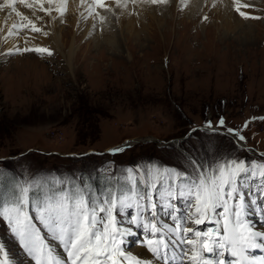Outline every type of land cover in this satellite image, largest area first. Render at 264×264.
Instances as JSON below:
<instances>
[{
  "label": "rangeland",
  "instance_id": "1",
  "mask_svg": "<svg viewBox=\"0 0 264 264\" xmlns=\"http://www.w3.org/2000/svg\"><path fill=\"white\" fill-rule=\"evenodd\" d=\"M85 1L78 12L65 11V20L57 24L64 30L61 47L46 41L44 46L26 48L29 51L6 50L7 42L1 43L0 213L15 207L21 189L27 187L25 211L34 216L33 193L43 198L62 186L75 183L79 188L83 178L94 193L109 186L116 194L124 192L133 205L126 211L135 219L142 209L135 207L136 192L129 191L136 187L128 180L129 170L135 175L153 166L158 171L147 178L154 183L151 202L179 207L177 200L160 195L169 185L175 191L180 183L161 166L180 169L186 166L189 153L204 162L233 158L255 164L258 182L264 172V0H239L225 9L216 8L210 0L195 6L190 0H148L141 19L133 24L120 21L118 12L107 6L112 0L102 3L100 14L92 10L90 0ZM27 2L15 6L22 4L24 10ZM28 3L29 16L43 14L35 10L34 0ZM24 23L19 36L31 39ZM39 48L52 55L34 51ZM22 56L30 62L15 61ZM32 60L44 68L27 72ZM192 129L197 130L190 134ZM241 136L243 140L237 138ZM183 137L178 147L171 143ZM127 141L133 146L108 153ZM231 171L226 170L225 177ZM256 210L249 217L251 223L260 217L259 207ZM150 211L139 216L141 223L172 221L163 212L162 218L150 215V219ZM113 216L121 218L115 210ZM33 223L42 236L47 235L39 221ZM189 223L201 231L212 226ZM116 227L109 225V232ZM140 233L142 241L149 236ZM197 239L202 242L204 236ZM0 243L5 245L8 264H35L2 214ZM139 246L136 242L126 245L138 258L148 259L138 252ZM61 250L58 242L52 244V252ZM46 260L47 249L43 264Z\"/></svg>",
  "mask_w": 264,
  "mask_h": 264
},
{
  "label": "snow or ice",
  "instance_id": "2",
  "mask_svg": "<svg viewBox=\"0 0 264 264\" xmlns=\"http://www.w3.org/2000/svg\"><path fill=\"white\" fill-rule=\"evenodd\" d=\"M97 2L99 3V0ZM156 2L157 0H152V3ZM0 8H13V3L0 5ZM16 15L19 16L20 13ZM34 51L52 55L45 48ZM220 126H223L222 120ZM208 127L212 129L210 122ZM232 135L235 136V133ZM237 138L244 139L242 136ZM185 163L186 166H181L180 169L161 166L168 177L177 179L180 183L175 191L169 185L165 193L160 195L162 198L166 196L168 201L177 200L179 207L173 203H164L161 206L151 202L154 183L149 184L147 178L158 171L153 166L139 170L135 175L129 170L128 180L136 185L135 188H129V191L136 192L135 207L142 209L135 219L126 211L133 205L124 192L116 194L109 186L94 193L89 190L83 178H80L79 188L75 183L62 186L52 190L51 194H45L43 198L39 192L33 193L31 203L34 216L25 211L29 205V189L23 187L16 206L11 209L4 208L0 214L8 221V227L18 238L27 256L35 258V264H43L46 249L49 264H67L69 260L71 264H120L118 257L127 259L130 264H141V260L132 255L126 247L132 241L143 246L140 230L156 237V244L153 245L152 239H149L148 245L158 262L170 259L167 253L162 251L170 246L180 247L184 256L188 257L192 250L187 245L193 243L189 234L193 233L197 238L208 237L202 241L201 250L211 254V257L192 254L188 257L189 264H264V230L254 228L249 219L256 213L257 207L260 209V215H264V172L260 173L261 178L257 182V165L248 164L243 159L227 158L223 162H204L189 153V156L185 157ZM228 169L232 171L225 177V171ZM141 184L144 185L142 189ZM230 202L231 208L228 206ZM149 209V215L153 219L162 218L160 213L163 212L165 217L173 221L172 227L161 225L159 219L157 223H152L151 220L141 223L139 216ZM114 210L121 217L119 220L113 216ZM176 213H179V217ZM212 215L217 217L215 221L211 220ZM177 219L191 221L196 225L213 223L214 226L201 231L187 226L186 223L177 225ZM221 219L224 220L223 231L229 234L223 238H220ZM33 220L43 225L47 235H41V229ZM109 225L117 227L113 232H109ZM177 227L180 234L177 233ZM158 228L162 231H158ZM213 233L216 234L215 238ZM54 242H59V246H62L67 254V259L63 262L52 254ZM0 254L4 256L0 264H8L9 256L2 243Z\"/></svg>",
  "mask_w": 264,
  "mask_h": 264
},
{
  "label": "bare ground",
  "instance_id": "3",
  "mask_svg": "<svg viewBox=\"0 0 264 264\" xmlns=\"http://www.w3.org/2000/svg\"><path fill=\"white\" fill-rule=\"evenodd\" d=\"M24 1H26V2L28 1L30 3L31 0H23V2ZM34 1H35V3H32V4H35V5H33L35 10H39V11L43 12V14L41 16H39L41 13L36 15V16H31V15L29 16L25 6H24L25 11L22 10V6H21L22 4L19 5L18 7H16L15 6L17 4L16 2L22 3L21 0H4V2L2 1L3 2L2 5L6 4V3H10V2L13 3V8H0V47H1L2 42H7L6 43L7 44L6 50H9V49L24 50L28 47L29 48H32V47L36 48V47L44 46V44L47 43L46 41H49L50 43L56 45V47L57 46L61 47L59 39L62 38V33L64 30L61 32L60 30H62V29H60V26L57 27V24H59L60 21L65 20V18L62 19V15L64 13H66L65 11H70L71 13L78 12L79 8L82 7V2H84L85 0H34ZM90 1H91L92 10L93 11L95 10L97 12V14L98 13L100 14V10H98V8L100 6L105 7L102 5V3L104 2L107 4L110 0H108V1L107 0H99V3L97 2V0H90ZM146 1H148V0H112L111 2H109V4H107V6L111 7L112 11L114 10V11L118 12L119 17H120V21L127 20V21H130L131 23L133 21L135 23H137L136 20L141 19V15L144 13V10L146 8ZM200 1L201 0H190V2L193 4L192 6H195V4L199 3ZM210 1H211V4H213V6H215L216 8L225 9L227 7H232V6L235 7V5L237 4V2L239 0H210ZM27 3L25 5H27ZM88 3H90V2H88ZM95 3H96V5H95ZM150 6H151V4H150ZM28 7H31V6H28ZM84 8L86 10V7H84ZM82 9L83 8H81V10ZM16 13H20V15L18 16V15H16ZM23 20L25 22L23 25H26V28H30L29 31L27 30L28 33L30 32L32 34V36H31L32 38L31 39L28 38L30 40H28L27 38H23V37L20 38V36H19V33H20L19 31L22 29L21 23H23ZM42 20H44V22H46L45 27H44L45 24ZM73 20H74L73 22L75 24L79 23L78 17H74ZM99 21H101V20H99ZM131 23H129V24H131ZM105 24L106 23H104V25ZM47 25H49V26L47 27ZM74 26H73V28H74ZM102 26L103 25H99V27H97V29L102 31V29H103ZM127 27H129V26H127ZM79 29H80V27H79ZM40 30H41V34H39ZM94 33L99 34L97 32H94ZM99 36H101V35H99ZM26 37H27V35H26ZM28 37H29V35H28ZM97 37H98V35H97ZM35 38L40 40V43L38 41L39 44L35 41L36 40ZM67 42L68 41H66V43ZM22 44H24V46H22ZM112 44H114V43H112ZM115 47H116V45H115ZM24 57L25 56H22L20 59H17L15 61L16 62L20 61V60H22V61L27 60L28 61L29 58L23 59ZM5 60L6 59H4V61ZM28 62H30V61H28ZM10 63L11 62H9L7 64H10ZM28 66L29 67L26 66L27 72H34V69L36 67H37V70L39 69L40 71L42 70V68H44L43 66H39V64L37 66L35 60L34 61L32 60V62ZM39 67H41V69ZM253 216H255V215H253ZM211 219H213V221H215L217 219V217L215 215H212ZM257 219H258V221L252 222L253 227L257 228V229L264 230V215H260V217H258ZM165 220H166V218L163 220L164 223H165ZM177 221L186 223L187 226H189L193 229H196L195 226L190 225L189 221L186 222V221L179 220V219H177ZM221 222H224V221L220 220V223ZM165 225L167 227H172L173 221L166 222ZM213 226H214V224L212 223V226H210V228H212ZM158 231H162V229H159ZM177 233L180 234L179 227H177ZM227 235H229V234L224 232L223 236L225 237ZM189 237L192 239L193 242L195 240H197V237H195L193 233H190ZM215 237H216V234L213 233V238H215ZM149 239H152L153 245L156 244V237L146 236L145 240L143 241V243H144L143 246H139V248H141V249H137L141 255L145 256L148 259H140L137 257L136 251L131 252L132 255L136 256L137 259L141 260V264H189V258L188 257H190L192 254H197V253L201 257H209V258L211 257V254L205 253L201 250L202 249V242H200V239H198V246L197 247L193 246V243L189 244V246H191L193 249H195L197 251L190 252L188 254V257L184 256L180 247L170 246L168 249H162V251H165L167 253V255L170 259L168 261H165V262H158L153 257V254L149 250V245H148ZM207 239H208V237H204L203 241L207 240ZM58 244H59V242H58ZM53 254H55V253H53ZM59 255L61 256L62 262L67 259L66 252H63L62 254H59ZM172 258H174V259H172ZM117 259L119 260L120 264H123V263L130 264V261H128L127 259H125L123 257H118ZM67 264H71V261L70 260L67 261ZM78 264H80V262H78Z\"/></svg>",
  "mask_w": 264,
  "mask_h": 264
},
{
  "label": "water",
  "instance_id": "4",
  "mask_svg": "<svg viewBox=\"0 0 264 264\" xmlns=\"http://www.w3.org/2000/svg\"><path fill=\"white\" fill-rule=\"evenodd\" d=\"M197 129H192L189 133L192 134L193 132H195ZM199 130V129H198ZM186 138H181V139H176L175 141H172L171 143L173 145H176L178 146L181 142H183ZM146 141V140H144ZM130 144V141H127L126 143H124L123 145H120L119 147H116V148H113L111 149L110 151H120V150H123L125 149L126 147H128ZM109 152V151H108Z\"/></svg>",
  "mask_w": 264,
  "mask_h": 264
}]
</instances>
